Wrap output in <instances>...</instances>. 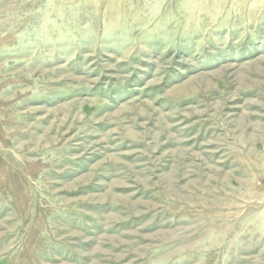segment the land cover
Returning <instances> with one entry per match:
<instances>
[{"label":"rangeland","instance_id":"374dc122","mask_svg":"<svg viewBox=\"0 0 264 264\" xmlns=\"http://www.w3.org/2000/svg\"><path fill=\"white\" fill-rule=\"evenodd\" d=\"M0 264H264V0H0Z\"/></svg>","mask_w":264,"mask_h":264}]
</instances>
